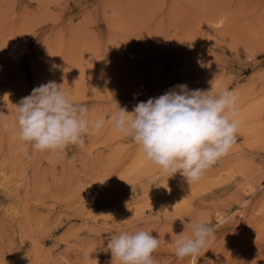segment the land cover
Here are the masks:
<instances>
[{"label": "rangeland", "instance_id": "obj_1", "mask_svg": "<svg viewBox=\"0 0 264 264\" xmlns=\"http://www.w3.org/2000/svg\"><path fill=\"white\" fill-rule=\"evenodd\" d=\"M49 81L105 125L25 155L16 106ZM179 84L227 88L242 121L191 185L110 123ZM0 113V264H120L108 240L138 230L159 239L155 264H264V0H0ZM190 220L215 231L178 259Z\"/></svg>", "mask_w": 264, "mask_h": 264}, {"label": "clouds", "instance_id": "obj_2", "mask_svg": "<svg viewBox=\"0 0 264 264\" xmlns=\"http://www.w3.org/2000/svg\"><path fill=\"white\" fill-rule=\"evenodd\" d=\"M210 92L176 85L159 97L138 102L132 112L118 106L110 117L111 127L130 136L168 178L178 173L191 185L229 154L242 122L237 119V97L232 91ZM16 107L18 139L25 155L26 144L37 151L83 145L90 130L98 132L105 125L103 118L90 119L88 107L72 102L55 81L34 87ZM0 123L4 130L9 128L3 113ZM189 225L191 236L179 234L175 240L178 259L198 255L215 231L203 220H190ZM158 247L159 239L151 232L138 230L112 235L106 250L120 264H155L152 254Z\"/></svg>", "mask_w": 264, "mask_h": 264}, {"label": "bare ground", "instance_id": "obj_3", "mask_svg": "<svg viewBox=\"0 0 264 264\" xmlns=\"http://www.w3.org/2000/svg\"><path fill=\"white\" fill-rule=\"evenodd\" d=\"M120 86H121V85H120ZM13 106H14V105H13ZM16 116H17V115H16ZM8 123H9V122H8ZM10 124H11V123H10ZM12 126H13V125H12ZM15 126H16V124H15ZM9 127H10V126H9ZM16 127H17V126H16ZM16 129H17V128L12 127V130L16 131ZM1 130H2V129H1ZM8 131H9V130H8ZM17 131H18V129H17ZM17 131H16V133H18ZM12 132H13V131H12ZM12 132H11V133H12ZM0 135H1V134H0ZM12 135H13V134H12ZM7 137H8V136H7ZM1 140H2V139H1ZM3 140H4V139H3ZM14 141H15V140H14ZM3 145H4V144H3ZM15 145H17V144H15ZM10 146H11V144H10ZM2 147H3V146H2ZM4 147H5V146H4ZM8 148H9V146H8ZM2 151H3V150H2ZM1 155H2V154H1ZM4 155H5V154H4ZM7 157H8V155H7ZM10 158H11V157H10ZM10 158H9V159H10ZM11 159H12V158H11ZM15 159H16V158H15ZM20 159H21V158H20ZM12 162H13V161H12ZM15 162H16V161H15ZM19 163H20V162H19ZM7 164H8V163H7ZM17 164H18V163H17ZM52 165H53V164H52ZM62 165H63V164H62ZM9 166H10V165H9ZM14 166H15V165H14ZM17 166H18V165H16V167H17ZM54 166H55V165H54ZM92 168H93V167H92ZM8 169H10V170H15L14 167H10V168H8ZM50 173H51V172H50ZM6 177H7V176H6ZM13 177H14V176H13ZM24 179H25V178H24ZM24 181H25V180H24ZM28 181H29V180H28ZM166 182H167V181H166ZM12 183H13V182H12ZM170 183H171V182H170ZM13 184H14V183H13ZM4 189H5V188H4ZM19 190H20V188H19ZM46 193H47V192H46ZM174 194H175V193H174ZM20 195H21V194H20ZM21 201H22V200H21ZM28 201H29V200H28ZM167 229H168V228H167ZM164 250H165V249H164ZM156 253H157V252H156ZM193 258H194V257H193Z\"/></svg>", "mask_w": 264, "mask_h": 264}]
</instances>
